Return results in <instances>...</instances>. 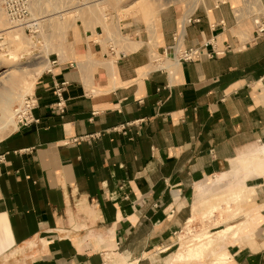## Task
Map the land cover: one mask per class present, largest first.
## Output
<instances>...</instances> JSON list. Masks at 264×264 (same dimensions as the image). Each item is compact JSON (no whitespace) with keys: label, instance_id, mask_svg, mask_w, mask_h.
<instances>
[{"label":"crops","instance_id":"1","mask_svg":"<svg viewBox=\"0 0 264 264\" xmlns=\"http://www.w3.org/2000/svg\"><path fill=\"white\" fill-rule=\"evenodd\" d=\"M209 1L163 11L156 49L146 32L119 44L103 25L70 28L34 85L39 122L0 143V264H185L162 249L228 181L247 216L207 254L264 264V38L232 0ZM182 29L185 47L213 55L160 69L153 56Z\"/></svg>","mask_w":264,"mask_h":264},{"label":"rangeland","instance_id":"2","mask_svg":"<svg viewBox=\"0 0 264 264\" xmlns=\"http://www.w3.org/2000/svg\"><path fill=\"white\" fill-rule=\"evenodd\" d=\"M208 2L210 1L40 0L33 4L34 16L40 19L39 33L33 35L25 32L22 28H13L12 25L9 24L0 0V11H2L5 20L3 29L9 27L10 30L18 29L20 33L29 40L26 44L29 50L33 49L36 53L34 56L26 58L23 61H6L2 55L6 50L10 49L13 51L14 44L9 41L10 39L7 40L6 36L0 37V125H3L5 122L9 123V117L12 118V124L3 131V133L0 131V143L17 129L14 119L15 108L21 104L26 96L33 95V91H26L25 87H27L28 80L33 77L40 67L45 68L46 65L49 66V58H52L51 56L54 53H60L62 51L70 28L77 22H82L87 27H93V25L108 27V33L117 40L119 44L146 32L145 34H148L150 41H152V47L156 49L159 46V24L160 16L163 11L172 8L185 13V16H187L197 8L207 5ZM143 3L145 4L144 7L141 5ZM232 4L238 7L241 5V0H232ZM140 6L143 9L140 8ZM247 25V23H242L233 32V36H236L240 41V45H238L240 48L244 47L247 42L252 40V35L247 33ZM1 33L3 32H0V34ZM137 46L138 45H135V48ZM45 70H47V68H45L43 72ZM235 186L236 184H231V181H228L222 186H217L216 191L213 190L207 194L204 198L207 202H201L200 207L198 205L196 206L191 217V219L194 217V220H188V222L176 232L174 235V241L176 243L173 247H165L162 249V251H164L163 254L165 256L172 255V257L176 254L177 258L182 260V263L188 264L191 262L183 261L185 259L188 261H196L195 259L199 257L184 256L180 258V253L185 251V253H190L193 249L198 250L202 246L208 244L205 253L201 255L203 259L210 250H212V252L214 251L212 248L219 240L229 238L226 243H219L221 244L219 249L227 250L232 246V239L228 233L234 231V229L232 228L228 232H224L222 229L229 225L236 224L239 221H243L242 219L247 216V214L244 213L242 207L250 200V198L244 197V199L239 201V197L233 201L234 197L231 198L230 193L232 190L236 189ZM213 205H218L220 210L213 215H210L208 213L209 211L203 214L204 211L208 210ZM244 232L245 231L241 232L239 237L245 235L246 233ZM238 238L234 239V242H237ZM189 242H192L191 244H194V246L192 248L190 247V250H187L189 249L187 246ZM214 258L215 257L210 256V254H207L203 262L212 264ZM229 262L230 259H228L225 264H229ZM213 263L216 264L215 259Z\"/></svg>","mask_w":264,"mask_h":264},{"label":"built area","instance_id":"3","mask_svg":"<svg viewBox=\"0 0 264 264\" xmlns=\"http://www.w3.org/2000/svg\"><path fill=\"white\" fill-rule=\"evenodd\" d=\"M40 0H1L2 8L7 16L9 24L13 28H22L29 34L36 35L40 29V19L34 16L33 4ZM85 1V0H81ZM235 17L239 22L251 21L254 26V39L264 38V1L263 0H241V5L234 9ZM183 30L177 32L173 37V44L167 46L162 55L153 56L154 63L159 64L160 69H166L163 62L166 59H173L177 63L194 62L204 56L210 57L213 54L206 53L202 48H188L183 44ZM111 53L115 48H110ZM216 54H221L218 52ZM57 101L54 103L55 112L63 115L66 112V100L64 98V88L56 90ZM38 102L34 95L26 96L21 104L14 110V119L17 130L28 128L38 123L34 116V110ZM131 124L121 125L115 130L127 134Z\"/></svg>","mask_w":264,"mask_h":264},{"label":"bare ground","instance_id":"4","mask_svg":"<svg viewBox=\"0 0 264 264\" xmlns=\"http://www.w3.org/2000/svg\"><path fill=\"white\" fill-rule=\"evenodd\" d=\"M46 1V0H45ZM143 7L145 6V4H141ZM140 8H142L140 6ZM143 9V8H142ZM141 9V10H142ZM87 11V10H86ZM63 21V20H62ZM5 25V20H4V15L2 13V11H0V32H3L0 34V37L1 36H6V39H10L9 41L11 43L14 44V50L11 51L10 49L9 50H6L5 53L2 55L3 58L6 60V61H13L14 62H18V61H23L25 60L26 58H29V57H32L34 56L36 53L33 49L29 50V48L27 47V43H28V39H26L18 29H12L10 30L9 28L7 29H3V26ZM185 29V28H184ZM9 30V31H8ZM183 30V29H182ZM185 31V30H184ZM46 64V63H45ZM47 68V67H45ZM44 67H40L37 72L33 75L32 78H30V80H28L27 82V87L26 88V91H33L34 89V85H35V82L37 80V78L41 75V73L43 72V70L45 69ZM29 91V92H31ZM2 114V113H1ZM4 115V114H3ZM5 117V116H4ZM3 118V117H2ZM9 123L5 122L3 125H0V131H5L11 124H12V118L9 117ZM3 121V119H2ZM1 121V122H2ZM219 209L218 208H214L210 214L213 215L215 212H217ZM232 229V227H229V228H223L222 231L224 230V232H228ZM210 237V236H209ZM192 242H189L187 244V246L189 247V249L187 250H190V247L192 248L194 246V244H191ZM184 245V244H183ZM208 245V244H207ZM207 245L206 246H202L201 248H199L198 250H195L193 249V251H191L190 253H185V252H182L179 254V257H184V256H189V257H199L201 258V255L203 253H205V250L207 248ZM195 248V247H194ZM197 258V259H199Z\"/></svg>","mask_w":264,"mask_h":264}]
</instances>
